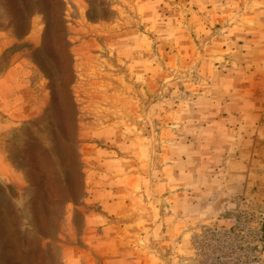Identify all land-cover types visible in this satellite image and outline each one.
Segmentation results:
<instances>
[{
	"label": "rangeland",
	"instance_id": "rangeland-1",
	"mask_svg": "<svg viewBox=\"0 0 264 264\" xmlns=\"http://www.w3.org/2000/svg\"><path fill=\"white\" fill-rule=\"evenodd\" d=\"M236 200L264 264V0H0V264H198Z\"/></svg>",
	"mask_w": 264,
	"mask_h": 264
},
{
	"label": "built area",
	"instance_id": "built-area-1",
	"mask_svg": "<svg viewBox=\"0 0 264 264\" xmlns=\"http://www.w3.org/2000/svg\"><path fill=\"white\" fill-rule=\"evenodd\" d=\"M245 202L234 201L219 214L217 225L194 232L192 248L198 264H263L255 256L262 224Z\"/></svg>",
	"mask_w": 264,
	"mask_h": 264
}]
</instances>
